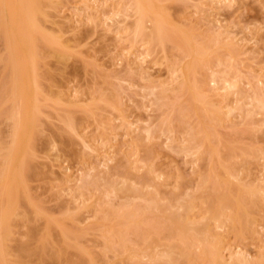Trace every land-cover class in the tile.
<instances>
[{"label": "rangeland", "instance_id": "rangeland-1", "mask_svg": "<svg viewBox=\"0 0 264 264\" xmlns=\"http://www.w3.org/2000/svg\"><path fill=\"white\" fill-rule=\"evenodd\" d=\"M51 1L53 2L54 6L56 5V7L53 9L49 6L51 4ZM77 1H79V0H49L50 4L47 7L45 5H43V7L45 6V8H43V10L47 8V11L49 12V14H47L48 18H49L48 21H47V17H45L46 21L43 22V26L47 27V29H48V31H46V32L48 33L51 31L52 33L51 32L50 33L52 34V36H54V34L56 32L57 33L60 32L59 34L62 35V37H63V38L62 37L61 38L66 40L67 45L69 44V51L70 52L68 51V53L70 55L72 54L71 56L68 55L70 57H68V58L66 57L65 58L66 60L63 59V61H62V59L60 57L59 58L61 60H58L59 59V58H57L58 55H56V57H55L56 53H54V55H53V50H55L54 49L55 46H52L53 50H50L51 45L50 46L46 45L43 48L41 47L44 54L39 49L40 50L39 52L42 53V55H43V56H41V54H40V57L42 58V59H40L41 66L39 65L41 67L40 71H39V73L41 75L40 76V83H41V88L45 92H47L46 94L49 93L48 94L49 100H46V99L41 97V100H44V101L46 100L45 102L47 104L46 103L44 104L43 102H42L43 104L41 103L42 104V107H41L42 114L40 115L41 117L39 119H40V128L42 129V133L40 132L41 137L40 136L38 137L39 133L36 137L37 139L35 142H37V143L35 144V150L37 151L38 155L35 157H38V158L33 162L34 164H36L35 163L36 161L38 163V167H37V165H35V168L37 167V168L42 169L41 173L38 174V176L41 177L42 174H43V176L41 178H39V177L37 178V176H36V178L40 179V180H37L36 178L32 179V182H30L32 184V186H30V187L32 188L33 192L32 191H30V192L32 193V197H34L33 196V194H34L36 196L34 198L35 199L38 198L37 199L38 202L42 203V205L39 203L40 204L39 206L41 208L43 207L46 210V212H48V213H46L42 208V210L45 214H48V215L51 214V216L56 215L53 217H58V215H59L58 218H63V216H65V218H66V216L68 215L67 212H70V214L71 213L73 214V212L75 210L77 211V209H75L77 207L74 208L76 202L78 201V200H76L77 196H78V199H80L79 201H81L82 198H83L82 200L88 199V200H85L86 202H88L90 200V202L87 203L88 208H86V207L84 208L87 211H84V210H82L81 212L75 211L76 215H78L77 217H79V218H76L75 219L76 221L74 220L73 225L71 224L72 220H70V219L69 220L66 219V220L70 221L71 223L66 222L65 219H64L65 221H63V222L67 223L66 224L67 227L71 228L72 230H79L82 227H83V229H85L84 227H86V232L85 231H83V232H85L86 236H87L85 239L87 241V245H89V247L91 246L93 249L94 248L97 249L98 250L97 253H99L101 246H102L101 241L102 242L104 241V239H103L104 237L101 238L102 237L101 233L103 232L102 230L106 229L103 226V224L106 227L107 226L112 227V226H110L111 222L113 223L115 220L113 218L114 216L111 217L112 215H110L112 213L111 210L115 209L113 212H115V211L118 212L119 209L121 210V206H120L121 204H122L123 208H125L124 210L128 209L129 207L127 205L128 204L131 205V203L133 201L134 202L132 204H136L135 201H137V205H140V207H141L142 204L144 203L143 194H145V192H147V191L154 190L155 188L157 190L159 189L158 193L161 192L162 196L166 200H170V198H169L170 196L173 199H174V197L177 198V196H178L177 199L181 200V201L183 200L182 199L183 196H185V198H186L188 195H191V194H192V197H191L192 199H194V197H196V196L197 197L195 200H199L198 198L203 199L204 197H206V194L209 193L207 190L210 191V189H215L214 188V185L216 183L214 181L215 178H214V176H211L212 173H210L211 172L210 170H212V167L214 170H215V168L217 169V166L219 165V163H221V161H223L222 163H224V157L222 158V157H220V155L218 153L212 152L214 150L213 148H216L215 149L216 151L222 150L223 155L228 154L227 153L228 151L233 150L237 147L241 148L239 156H236V155H238L237 152L239 151V149H238V151H237V149H235L236 155L234 154V150L231 151L232 154L236 157V163L234 161L235 157H233V158L231 156L226 157L227 155H225V157L227 159V164L229 163L228 160L230 158H232L233 159L232 161L235 164L232 162H230V163L234 167H236V165H237L238 170L241 169L240 171H238L236 168L232 167L235 169V170H233L235 175H236V173L237 174L238 173H240V174L245 173L246 174V176L243 174L245 177L243 175H242L243 177H241V176H240L241 178L239 177L240 179L245 178L244 182L247 179H250L251 182H252V180L255 179L253 181V184L251 182H249V184L251 183V185H255V184H257L258 181H260L264 177L262 175L264 173V167H262L264 165V108H263L264 106L256 104L258 101H260L259 99H262L261 103L264 100V0H215L214 1L215 4L211 3L213 0H163L164 2H161V5L163 4V7L164 6L166 7L167 10L164 9L165 7L163 9L165 11H167L166 13H167L168 18L172 24L176 25L181 30H184V28H185L186 30L189 29V31L190 30L193 31V32H188V35L190 33L194 34L193 35L194 38H192V40L195 39L194 41H196L197 40L196 38H198V39L200 38L199 40L196 41V43H198V41H200L198 44L202 43V44H200L201 46L204 44V45H207L206 48H209V49L212 48V50L215 52V55H216V53H218V55H217L218 57L216 56L217 58L222 56L220 59L216 60V58L213 57L214 55H212V54H214L213 51L210 50V52H207V54L209 53L210 56L207 55L208 56L206 58L207 61L205 60V62L209 63L212 60V58H209V57H213V59H214V60H212L213 62H211V64H209L208 66L202 65L204 68H201V69H199L200 67L198 66L199 70L197 69L196 71H194L197 82L204 83V81H205V83H206V84L204 83V86L202 84L203 87L199 83V85L202 87V88L200 87L201 91H202V89L204 91L208 90L204 93L206 96L208 95L207 97H204V98H206V100H207V98L211 99V100H209V99L208 100L211 101L210 103L212 105H213V102L214 103L216 102L215 104L217 106H218V104L219 105L221 104L222 107L220 109H223L224 111H226V112L223 111V113H225V114L228 112L227 110L230 111L231 108L233 109L230 112L231 115L228 114V115H230V117H228V115H227L228 118L225 117L226 120L222 119V115H221V119H222V121H221V119H219V117H220V115H219V117H217V118L220 121L217 119L215 120L216 122L219 121L218 123H216L215 121L210 122L211 121L210 119H209L210 121H208V123H209L208 125H207V122H205L206 126H207L206 129L209 128V130H211V131L208 130L209 136H207V134H204L205 131L202 130L203 128L199 129L203 125V124L201 125L200 123H203V122H200V120H199L200 116L198 115L197 111L194 110L195 104L198 101L195 102L196 100L194 101V98L190 99L192 97V96H190V94L192 95V93H190V91H191L190 85H192V84L189 85L190 81L187 80L188 78H185L184 73H181L183 71L185 72V70L187 71V69L184 68L185 67L184 61H186V63H188L187 60L189 61V58H192V57H188V56H186V53H183L182 55H184V56L182 59L181 53L184 51H182V49L180 47H178L177 45L176 46L178 48H180L181 50L177 49V47L173 46L172 44H171L172 46L169 45L168 43L164 44V46H165L164 49H163L162 43H161L162 47L160 44L156 43L158 45H156V46L151 45V47H150L151 49L149 50V47H148V46H150L149 43H152V42H149V40L147 39V36H148V34H150V31L151 32L153 31V30H151V29H153L152 28L153 25H152V22L150 21L152 19L148 18L146 20V23H144V25H146V26H144V25L143 26L145 28L147 27L146 30L142 28L144 30L142 32L143 35H145L146 31L147 32L149 31L147 33V36H144V38H142V37L140 38L139 37L140 35H136V37H135V34H137L138 31L139 32L142 31L141 27H143V26H139L138 28H136L137 27L136 25L139 22V21L137 22L139 15H138V17L136 16V14H135L136 9H134V4L131 7L130 3H132V2L130 0H107L108 5H107L106 0H105L104 1L105 4H100V6L103 5L102 7L104 8V9H102V7H101L102 11L104 13L106 11L105 21H103V18H101L102 19L101 21L107 23V24L105 23V25H104V23L101 25V23H100L101 21L98 20L97 16H96V18H94L95 13H97V12L99 13L98 10L100 8H97V10L95 8L94 9L95 12L92 8L93 11L91 13H94L93 15H91V13L89 12L90 9H89V11L87 9V12L90 13L89 15H87L88 13L84 12L86 9L84 10L82 8V6H83L82 5L83 2H81L82 0L79 1V2H81V3H78L79 5L77 4ZM95 1H97V0H95ZM95 1H94V3H97V5L99 3H101L100 2L101 0H98L99 3L95 2ZM120 1L122 2V5H120L121 4ZM134 2H135V0H134ZM92 3H93V0H92ZM102 3H103V0H102ZM123 3H125V4H123ZM209 3L213 6L214 5L215 6L214 7L208 6V5H210ZM117 4H119L118 7H117ZM95 5L96 4H94V6ZM79 6H81V7H79ZM119 7L121 9L123 8L122 13L115 14L116 12H121V10L118 11ZM79 8H81V9H79ZM77 9H79L80 11L83 9L84 11L79 12V10H77ZM101 9H100V11H101ZM133 10H135V11H133ZM76 12H79V13H77V16H76ZM45 13H47V12H45ZM98 13L96 15H98ZM101 13L99 15H101ZM79 14L80 15L83 14V15L80 16ZM137 14H138V12H137ZM84 15L86 18L83 17ZM90 16H93V17H90ZM84 18L89 19L90 21L85 20ZM92 18L97 19V21L92 20ZM94 21L96 23L99 21V25H96ZM93 22H94V24H93ZM40 23L42 24V20L40 21ZM174 25H172L173 28H174ZM184 25H186V26H184ZM177 29L175 28L174 31L176 34H178V37H179L181 35V32L179 34ZM180 29H178V30H180ZM186 30H184L183 32L185 33ZM134 31H135V34L133 33ZM194 31H195V33H194ZM173 33H171V34L173 36H175V33L174 34ZM198 34H200V35H198ZM56 36L57 35H55V37ZM118 37L122 38V43H121V38L119 41L122 46L120 45L119 42L116 43L118 41L116 39H119ZM148 37H150V35ZM132 39L135 40V43H134L135 46L133 45L134 40H132ZM151 41H152V39H151ZM155 41H156V39H155ZM203 41H205V43ZM2 42H3V40L0 39V56H2L1 53L4 52V44ZM170 43H172V42H170ZM194 43H192V44H194ZM206 43H208V44H206ZM41 44L39 46H41ZM173 44H175V43H173ZM212 44H213V46L215 45L216 47L215 46L212 47ZM115 45L119 46V47L116 46V50H115ZM153 45H155V44H153ZM47 46L49 47V49H47L48 48ZM132 46L135 47V48L133 47L134 50L131 48ZM170 46L173 48H171ZM210 46H211V48H210ZM235 46H236V48H235ZM70 47H72V48L75 47V50H74V48L71 49ZM119 48L121 49V51L123 50V52H121L119 50ZM146 48H148V49H146ZM213 48H216V49H213ZM173 49H174V51H173ZM113 50H115V51H113ZM131 50H133V51L131 52ZM147 50H149V53L147 52ZM178 50L180 52L181 51L182 52L180 53ZM216 50L218 52H216ZM76 51H77V53L75 55H73ZM176 51L178 53H176ZM187 51H188V48H187ZM187 51L185 50V52H187ZM206 51H209V50L206 49ZM230 51H232V53ZM115 52L118 53V56H116L117 58L114 57V60H112V58H113L112 56L115 55ZM133 52H135V53L133 54ZM172 52H174V53H172ZM119 53H121V54H119ZM111 54H113L111 56L112 58H110ZM135 55L136 56L138 55L139 57L138 56L137 57L139 59H137V61H136V59H134L135 60V63H134L133 58L135 57ZM175 55L176 56L181 55L180 57L179 56L177 57V59L179 58L178 59L179 63L176 62L177 59H176ZM172 56H174V57L172 58ZM189 56H192V54H190ZM184 57H185V59H184ZM171 59H173V60H171ZM92 60L96 63H94ZM180 60L182 62L181 64H180ZM218 60H219V62H218ZM131 61H132V63H131ZM87 62H89V63L87 64ZM90 62L94 65L97 64L96 68L98 71L97 70L95 71V67H93L94 65L93 66L89 65ZM205 62H203V63H205ZM227 62H229L230 65H228ZM2 63H0V83L4 82L3 80L5 79L4 78L2 80V76L4 75V69H2L4 63L3 64ZM171 63H173L175 65H173ZM179 64H180L182 69L179 68L180 70L178 71ZM169 65L171 66V68ZM231 65H233V66H231ZM175 66H177V67L175 68ZM173 68H174L175 72L177 71L176 74H175V72L172 71ZM47 71L49 73H52V76H48L49 74L46 75ZM2 72H3V74H2ZM45 72H46V74H45ZM170 72L172 73V75L174 73V75L172 76ZM181 74H182V76L183 75L184 76L182 77V79L180 78L181 79L180 83L183 80H185L184 83H182L184 85L182 87L183 88L185 86H186V88L188 87L187 89L188 90L190 89L189 91H187L186 88H184L185 90L182 88L183 91L181 90L180 87L178 88V86H181V84L179 83V81H178V83L176 81L179 79L178 76ZM176 75H178V76L176 77ZM192 75L193 74H190V76H192ZM205 76H207V77H205ZM173 78H175V80L176 79L177 80L175 81V80H173ZM183 78H185V79H183ZM191 78H194V77L192 76ZM202 78H206V80L203 79L201 81H198ZM226 79H227V81H226ZM191 81L195 82L196 80L191 79ZM185 82L189 86L185 85ZM161 83H163V84L161 85ZM178 84H180V85H178ZM193 84H196V83H193ZM229 84L230 85L236 84V86L234 85L235 87L234 86L231 87L232 86L231 85L230 87H228L229 90H227L226 89L227 87H225V86H229ZM1 85H3V83ZM95 85H96V87H98V88H96V90L94 87ZM163 85L165 87H163ZM193 86H195V85H193ZM0 88H1V86H0ZM69 89H71L72 93H75V94L69 93L68 95H70V94L72 96L75 95V97L77 98L76 95L81 94L80 97L78 95V98L82 97L80 99V100H83L82 102H84V100H85V102L83 104H85L86 102L90 103L91 98H92V101H93V99H95L97 104H98L97 100L101 96L100 95L101 93L104 95L107 94L108 96L111 95L110 96V98H111L112 95H115V92H116V94H118V96L115 95L112 98H114L113 101H116L115 100L116 96H117V98H119V99H117V98L116 99L119 100L118 102H120L119 105H121V109H120V106H118V105H117L118 110L115 108L111 109L113 107L109 108V106L105 102L104 103L107 105V107L104 109L103 107H105L106 105H103V103H100V105H98V106H99V110L102 112L99 113V116L97 115L99 110H97L98 112L96 111L97 112L96 115L98 117L97 116L87 117V121H86V123H84L85 121H83V120H86V118L83 119L84 115H82V110H81L82 108H79V105L73 106V104H69L71 99H73V98L70 99V96L68 98L64 97L65 96L64 94L67 95ZM102 89H104V90H102ZM163 89H165L164 93H163ZM88 90L92 91V93H89L90 96L87 94ZM216 90H217V92L215 93ZM79 91H81V92H79ZM98 91L100 93H98ZM103 91H105V92L103 93ZM184 91H186V93H184ZM60 92H66V93H63V94L61 93V95H60ZM160 92L163 94V96H165V97H163V99L160 98V97H162V96H160L161 95ZM82 93H83V96H82ZM84 93H86V94H84ZM94 93H96L95 97L97 96L96 97L97 99L93 97L94 95H92V94H94ZM218 93H221V95L220 94H219L220 96L217 95ZM188 94H189L190 98H189ZM223 94H225V95L223 96ZM62 95H64V96H62ZM98 95H100V96H98ZM59 96H62V100H65V102L64 101H57L58 99L60 100ZM87 97L90 99L87 100L88 99ZM187 97L189 98V100ZM54 98L55 99L57 98L56 102L54 101L55 100ZM63 98H65V99H63ZM66 99H70V101L67 100L68 101L67 102ZM75 99H73V100H75ZM237 99H239V100H237ZM111 101H112V99H111ZM99 102H103V101H99ZM189 102H190V104H189ZM217 102H219V103H217ZM66 103L69 105H67ZM113 103H115V102H113ZM191 103H193L194 105L193 104L191 105ZM101 104L103 105V107H101ZM116 104H118V103H116ZM237 104H239V105H237ZM70 105H71V107L73 106L72 109H75L76 114H75V112H74V114L76 115V118L79 119V121H81L80 119L83 116L82 121L84 123L83 125H85V127L83 126V128H84L83 130H84V133H86L85 136H87L89 140L91 139V141H90L91 145L92 144L98 145L101 142V140L103 139L102 137L99 138L98 136H101V135L103 136L104 133H105V135H107V137H105V138L107 139L109 137L108 139L110 140L109 141L107 139V141L110 142L109 145H108V142L105 140V138L102 140V142L104 141V143L107 142V144L105 143L107 145V147H104L105 145H103V149H106V151H107V149L109 150L110 157L112 156L111 159L108 156V158L110 160L107 159L108 161L107 160L104 161L105 160L104 158H106L107 156L104 158H103V156H99L101 158L99 161V158H97L98 155L95 152L92 155L90 153V150L87 148L86 151L87 152L89 151V158L93 156L92 157L93 159H90V161L91 160H94V161H91V162H93V164L89 161L87 162L88 165L87 164L86 165L89 167L82 164L85 168L87 167L86 168V170L88 169L87 172H90V174H92V177L90 175L91 178H93L95 180H96V178L97 179L99 178L98 184H100V187H96V186H98V184L95 185V187H96L95 190L97 188H99L97 190H101V191H98V193H97V190H96L97 195H95V192H93V191H95L94 189H92V195H89V194H91V192L89 193V190H91L90 184H92L91 181H93V179H91V181H88V179L90 177L87 176V173L85 172V168L83 166L81 167L82 169H80L81 161L79 160V158L75 154V151L77 152V150L78 151L83 150V148H82L83 144L82 145L80 144L81 141L79 143H78V141H76L78 144L76 145V142H72L73 144L71 146V143L67 138V135L65 134V132H63V129H64L63 126L64 125L62 124L63 121H61L60 117L62 118L64 111H66V108L69 109ZM93 105H95V104H93ZM189 105L191 107L194 106L193 109H191V107ZM236 105H237V108H236ZM76 106H77V108H75ZM81 106L82 105H80V107ZM90 106L92 107L91 104H90ZM238 106H239V108H238ZM257 106L259 108H263V109H259ZM187 107H189V109L193 110L194 112L196 111L195 113H197L196 115H198V116H196L194 114V112L190 111ZM219 107H217V108H219ZM233 107H235V109ZM184 109H185V111H187L186 112L187 116H186ZM70 110H68L69 111L68 113L70 114V112H71V114H72L73 111L72 110L70 111ZM181 110H183V111H181ZM182 112H184V113H182ZM101 113H102V115H101ZM221 113H219V114H221ZM65 114L67 115L66 112H65ZM122 114L124 115V117L126 116L127 119L124 117H121L120 115H122ZM180 114H182V115L185 114L184 115L185 118L183 116H180ZM190 115H192V116H190ZM77 116H79V117H77ZM100 116H101V119L102 118L105 119V120L102 119L103 122H106L107 117H109L110 120L112 118V121H110L109 118L107 119L108 121L106 123H108V124H106V125L100 120V123L102 122L103 124L102 123L101 124L104 125L106 129L96 122L97 119L99 121ZM224 116H226V115L223 114V117ZM63 117H64V115H63ZM197 117H198V119H197ZM2 118L3 117L0 118V130L2 128L1 133L3 132L2 133L3 136L2 135L1 136L4 138V136L6 137V134L8 133L9 126H6L7 124H3L4 118L3 119ZM121 118H123L124 121H122L123 119H121ZM178 118L179 119L181 118V119L179 120ZM125 119L129 122L131 121L132 123L131 122L127 123L125 121ZM62 120H63V118H62ZM1 122H2V124H1ZM123 122L126 123V126ZM109 123L113 124V127H116L115 130L117 129L118 132L115 130H114V132H115V134L116 133L118 134V135L116 134L117 136H115L113 131H112L113 133L110 131L111 130L110 126H112V125L109 126ZM127 124H128V126H131V127L129 128L127 126ZM210 124H212V125H210ZM99 125H100V127H99ZM198 125H199V127H198ZM204 126H205V124H204ZM204 126H202V127H204ZM98 127L102 128V130L100 129V131H99ZM103 128L106 131L103 130ZM108 129H110V130L108 131ZM196 129H197L198 134H200V136H198V134L194 133V132H196ZM128 130H130V131L127 132ZM102 131H103V133H101V135H100V132H102ZM106 132L107 133L110 132L112 134V136L110 133H108L110 135L109 136ZM190 132L191 133L193 132V134H191ZM206 132H207V130H206ZM149 133H150V135H148ZM60 134H62V136ZM194 134H196V135H194ZM65 135H66V137H65ZM151 135H152V137H151ZM193 135H194V137H193ZM204 135L207 136L208 140H206L204 138L205 137ZM210 135H213V136H211L213 138V139H211L212 142L210 141L212 143L211 144L212 146L209 143ZM147 137L152 138V140H150V138H149V140L151 142L147 141V142H149L148 143L149 148L147 147V145H145V143H147L146 139L148 140ZM201 137H203V138H201ZM215 138H216V140H215ZM4 139H6V138H4ZM132 139L133 140L135 139V144L132 141ZM142 139L145 140L144 143L142 141V143L145 145V147L143 145V148L140 149V147H142V146H140ZM217 139L218 140L222 139V141L225 144L230 143L233 146L230 144H228V145L226 144V148L229 147L228 150L226 151L224 143L221 142V140L217 141ZM136 140H138V142H136ZM205 140L207 143L206 146L207 145L209 146L208 149L206 146H204L205 144H203V143H205ZM50 142H51V144L52 143L54 144L53 147L50 145ZM219 142L223 143V145L221 144L223 147L222 149H217L220 146ZM138 143H140V144H138ZM101 144H103V143H100V145ZM214 144L218 145V147L215 146ZM234 144H235V148H233V149L230 148V147H234ZM94 145H93V147H94ZM100 145H99V147H100ZM133 145H135V146L137 145L136 148H135V146L133 147L134 150H133V148H131ZM213 145H214V147H213ZM251 146L253 147L252 148L253 152L251 151ZM71 148H73V149H71ZM182 148H185L184 149L185 151L188 148L189 151L187 150L188 152H182V150H183ZM256 148L258 150V154L260 153L259 150L262 149V151L260 150L261 152H263V153H260L262 155L257 154V152L255 150ZM132 150H133L134 154L131 153ZM241 150H242V152H243V150L245 152H248V153L250 152L249 154H251V155H252V153L254 154L256 152L255 155L259 156V159H258L255 155L254 156L256 158L253 155L252 156L250 155V160H248L249 162H251V163H248V164H250V166H248L249 167L248 171H250L249 175L247 174L248 171L247 172L243 171L247 168V165L245 164V162L246 163L248 162L247 159L249 157H245L247 155V153H246V155H244V153H243L244 158H242L243 156L241 155V153H242ZM197 151H198V154L202 155V156L196 155ZM199 151H201L200 153H203V154H200ZM210 151H211V153H210ZM136 152L139 154L137 155ZM105 153H107L106 155H108V152H105ZM213 153H215V155ZM135 154H136V156H135ZM212 154L214 155L213 157L211 156ZM217 154L219 155L220 159H218V156H216ZM232 154L229 152V155H232ZM58 155L61 157L60 158L61 160L65 159V162L62 161L64 163H62L60 161V163H62L61 166H63V169L66 167L65 172L68 171L67 170L68 167H69V171L72 173V175L75 172V175L71 176L73 178L75 177V179H74L75 181H73V178H72V181H70L71 183L72 182H76V184L78 183L77 185L75 183L74 184L72 183L74 186V188H73L74 191H73V189L71 190V187H69V184H71V183H69V182H68L69 184L67 182H65V183H67V186L70 188L69 192H71V191H73L74 193H76V191L78 192L76 194L77 195L76 197H72L73 195L71 196V194L73 192H71V194L69 196V192L67 191L68 188L66 186H64L65 185L64 182L60 183L61 180L64 181V179H62L63 178L62 173L64 171L62 172L63 169L61 166L60 167L57 166L59 164L58 163L59 161H56V158ZM94 155L97 157L94 158ZM59 156H58V160H59ZM102 158L104 160H102ZM213 158H216V160L214 159V161H216L215 162L216 165H214V163H213ZM134 159L137 160L138 163L135 162V164H137V165L134 164ZM242 159H244L245 162L242 161ZM77 160H79L80 162H78ZM101 160H102V162H101ZM218 160L219 161L221 160V161L219 162ZM130 161H131V163H130ZM89 164H92L94 168H92V166ZM212 164H213V166H212ZM52 165H55V166H52ZM129 165L133 166V167L130 166L132 169H130L128 167ZM245 165H246V167H245ZM134 166H136V167H134ZM214 166H216V167L214 168ZM149 167L151 169H149ZM242 167H244V168H242ZM51 168L56 172V173L55 172L54 173L56 174V176H58V177H56L57 179H55L54 175L50 174V171L52 170ZM134 168H136V169H134ZM125 169H127V171ZM39 170L37 169V172H40ZM43 170L45 171V173H43L44 172ZM128 170H130V171H128ZM148 171H150V173H154V174L152 175ZM212 172H213V170H212ZM60 174H61V176H60ZM178 174H180V175H178ZM207 174H208L209 178L207 177ZM213 174H215V173L213 172ZM240 174H238L237 177ZM51 175L53 176V178ZM201 175L203 176V178L201 177ZM76 176H77V178H76ZM109 176H111V177H109ZM60 177H62L61 180L58 179ZM83 177H84V179H83ZM85 177L87 178V181H86ZM132 177H133V179H132ZM153 177H156V179L157 178L158 179L155 180V179H153ZM179 177L181 180L179 179ZM257 177H259V178L256 179ZM211 178H214V179H211ZM106 179H107V181H106ZM125 179L127 180L128 183H129V181H130V183L135 182L134 183L135 186L139 185L140 187H142V189H140V190H142L141 192H144L143 189L144 190L146 189L145 184L147 187H150V186L151 187L147 188L143 194L141 192H139L140 195H139V193L137 195H134L135 191L134 192L132 190L130 191L128 189V187H126L127 190L126 189L125 190L129 191L131 196L128 194V192H127V196H123V195H125L126 192L124 190H121V189H124L125 182H124V185L121 182H123V180H125ZM205 179L208 180V182L210 179L213 180L212 184H214V185H212V184H211L212 186L210 185V182H211V180H210V182H209L210 186H208V183L205 181ZM54 180H56V182H58V183L54 182ZM111 180H113V181H111ZM115 180L117 181V183H113ZM200 180L202 183L200 182ZM110 181H111V184L113 186L115 184L116 188L118 186L117 189H120L119 185L122 184L123 188L120 189L121 191L120 190L118 191L117 189H116L117 191L114 190V192L115 191L117 192L116 195H115V193L113 194V189H115V188L112 185H110ZM144 181H146V183L143 185ZM203 181H205L206 182L205 184H207L206 188H205V184H203L204 183ZM261 181H264V180L262 179ZM261 181L258 184H262L261 187H263L264 182L261 183ZM80 182H81V184H80ZM85 182H87L88 184L85 185L84 184ZM178 182H181L180 183V184H182V185H180L181 188L180 187L178 188V186H179ZM213 182H215V183H213ZM246 182H248V181H246ZM106 183H109V185L112 188ZM140 183H142V184H140ZM198 183H200V184H198ZM83 184L85 187L82 188ZM154 184H156L157 186L155 187ZM79 185H81V186H79ZM88 185L90 188L87 187V190H86V186H88ZM106 185H108V186H106ZM128 185L129 184H127V186ZM141 185H143V186H141ZM197 185H202L201 186L202 188L201 189L197 188V187H199ZM75 186H76V188H75ZM79 187H81V188H79ZM93 187H94V185H93ZM175 187H177L178 189H176ZM258 187H260V185H258ZM62 188H63V190H61ZM65 188H67V189H65ZM109 188L112 191H109L110 190ZM194 188L196 190H194ZM56 189H58V191ZM78 189H80V190H78ZM55 190H56V193H55ZM59 190H60V192L62 191L61 194H63V195H61L59 193ZM85 190H86V194H84V195L86 196L88 194L90 197H87L88 195L86 196L87 198L85 196L84 197L82 196L80 191H83L82 193H85L84 192ZM191 190L194 192H192ZM122 191H124V192H122ZM174 191H176L174 193L176 196L173 194L174 195V197H173V195L171 193ZM184 191H187V192H185V195H183ZM201 191L203 193H205V191H206V194H204V197H202L203 195L201 197H199L200 194L202 193ZM120 192H122V193L120 194ZM195 192H196V196L193 197ZM212 192H213V190L210 191V193H212ZM164 193H165V195H164ZM188 193H190V194H188ZM57 194L58 195L60 194L61 196L59 195V198H58ZM80 194H81V198L79 196ZM101 194L103 196L104 195L105 196L103 197ZM198 194H199V196H198ZM106 195L109 198H107ZM120 195L123 196L124 198L121 197ZM98 196L103 197V198L102 197L100 198L101 201H99ZM133 196H138V198L137 197L133 198ZM69 197H72L71 199L76 198V199H74V201L75 200L76 201L73 203V200H71ZM128 197H129V199H128ZM188 197L184 200L187 201V199H190V196H188ZM207 198H209V197H206V199ZM126 199H127V201H124ZM32 200H33V198H32ZM96 200H98V202ZM102 200H104V201H102ZM70 201H71L72 205H71V203H69ZM91 201H93V203H95V205L93 204L94 206H96V202H97L96 208L91 206V204H92ZM142 201H143V203H141ZM78 202L76 204L77 206L79 205ZM99 202H101V203H99ZM109 202L110 203L112 202V203L110 204ZM196 202H198L199 206H200V203H201V206L203 205V207L204 206L206 207V205H207V204L205 205L206 202L202 204V202H204V199H203V201L199 200V201H195V203ZM82 203H83V201H82ZM98 203L101 204L100 210H98V208H99ZM26 205H27L28 209L33 210V208H29L31 205L29 207H28L29 204H26ZM26 205L25 206L23 205L22 207H23V209L25 208L24 210L27 211ZM111 205H112V208H111ZM117 205H119V206H117ZM198 205L196 206L197 208H195V209H197L198 213H199V211L201 209L198 208ZM71 206L74 209L69 208ZM89 206H91L92 209L89 208ZM106 206H107V208H109V209L106 208V210H108L109 212H107L106 210H103V208ZM201 206H200V208H201ZM132 207L133 206L131 205L130 208L133 210H136L139 208L138 206H134L135 208L134 207L132 208ZM123 208H122V210H123ZM64 209H66V211ZM89 211H91V213H88ZM100 211L101 212L103 211L101 215L98 213ZM104 211H106V212H104ZM138 211H139V209H138ZM142 211L143 210H141V208H140L139 212L143 213ZM194 211H195V214H197L196 210H194ZM31 212L33 214H30ZM83 212H86L87 214L92 215L91 216L92 219H90V217L87 216V214H84ZM203 212H202V214H203ZM27 213H28V216H31V215L33 216L35 212L28 210ZM65 213H66V215H65ZM79 213L82 216H80ZM96 213H98L99 215L96 216ZM103 213L105 214V216L110 215V216H106V218H107L106 221L109 222V223L108 222H106V223H108V224H106L105 220L103 219V217H104ZM107 213H110V214H107ZM150 213H149V215L147 214L148 216L145 214L144 218H143L144 213L142 214V216L140 215L142 218L140 216L139 217H140L141 221L144 219L143 222H146V219H148L149 222H147V223H149V227L151 229H149L147 227L148 226L147 223H146V225H147L146 226L145 223L141 222L142 226L139 227V225H141L140 223L138 225L139 232H138V229L135 228V227H137L136 225L134 227H132V228H135L133 232H132V230H133L132 228L129 229V230H131L130 233L127 230L128 236L130 238L129 242H131V244H133V246L135 244V246L141 247V245H142L141 242H143V241L141 240L142 238L139 239L140 238L139 236L142 237L141 234L143 232H144L143 234H146V235H153V234L156 235L155 230H152V229L156 228V225L152 227V226H150V223H152L151 221H154V223L158 224L159 222H156V221H160V220L157 219L156 214H155L156 217L154 216L155 218L153 220L152 216L154 214L151 213V216H150ZM262 213H264V212H262ZM202 214L200 213V215H202ZM36 215H38V214H36ZM36 215H34L33 218L34 217L36 218ZM40 215H38L37 217H39ZM60 215H62V216L60 217ZM94 216H96V218L98 217L99 219L98 218L95 219ZM101 216H103V217H101ZM81 217H82V219H81ZM87 217H88V219H86ZM145 217H146V219H145ZM263 217H264V215H263ZM263 217H261L262 222H260L261 220L259 221L260 224L264 223ZM40 218L42 219L43 216ZM40 218L37 220H40ZM44 219H42L41 221H38V222L36 221V219L33 220L34 222L31 223L29 229H31L33 227L34 231L38 232L39 230H41L38 228L40 226L42 227V225H43L42 221ZM79 219H80V221H79ZM100 219L102 221H104V223L100 224V226H98L99 223H96V220L98 222H101ZM155 219H157V220H155ZM161 220L163 221L162 217H161ZM78 221L80 224L78 223ZM82 221L84 222V225H82L83 224ZM162 221H160V222H162ZM35 222H37V224ZM88 223H91L90 225L93 224V227L89 228ZM20 224H21V222L19 223V226H20ZM27 224L28 223H22L21 226L25 228V226H23V225H27ZM40 224H42V225H40ZM44 224H45V222H44ZM70 224L72 226H74L76 224V226L72 227ZM86 224H88V225H86ZM94 224H96L97 227ZM162 224H163V222H162ZM37 225H40V226L37 228ZM80 225H82L81 228H80ZM115 225H113V227H116ZM144 225L146 228H148V231L150 230V232H151V230H152V233L146 232L147 229L144 230L145 229ZM19 226L17 225L15 227H19ZM101 226L103 229L101 228ZM99 227L102 230H100ZM142 227H144L142 229L144 231H141ZM24 228H17V229L14 228L16 230V232L14 234L15 235L14 238L17 241L12 239L13 241L11 243L9 242L11 244V246L9 244L8 247L12 248L11 254L13 253V255H11V257L15 258L18 255L19 251H17V250H19V249H17V248H18L19 243L21 244V242H22L21 241L18 243V239L19 240L25 239L24 241H27V239H28L27 236L29 235L28 242L25 243L23 241V243H25L26 245H28L32 249L35 248V247L33 248V246L37 245L36 244L37 242H35V244H34V242H32L34 245H32V243L29 242V241H36L35 240L36 237L31 235V232L26 233L25 231H26L27 227L25 229ZM225 228H227V227H225ZM88 229L89 230L92 229V231L94 233H91V231L87 232ZM97 229H99V232L95 231ZM259 229L261 230V232L259 230V233H260L259 236L263 240V243H264V228L260 227ZM108 231H109L108 235H112V232H110L111 230L110 229L107 230L106 233ZM140 231H141V233H140ZM220 231L223 232V229ZM225 232H226V229L224 231V234H225ZM227 232H226V235H227ZM53 234H54V236L57 235V238L61 237L58 234V232L55 230H54ZM125 234H126V232H125ZM233 234L234 233H232V232H231V234H229L230 235L229 237L231 239H229V237H228V240H230V244L232 243V246H233V248H235V250L236 249L245 250V253L249 257H258L259 256V253H258L259 250L258 249H261V248H259L260 246H262L260 244L261 240L260 241L256 240L257 242L255 241L256 242V244H255V242H253L254 240L252 241L253 238H251L250 236H247L244 239V238H237L238 236L234 234L235 236H237L234 239ZM163 235L164 234H162V236ZM30 236L35 238V239L30 240L31 239ZM82 238H81L80 242L84 246H86L85 245L86 241L85 242L82 241ZM53 239H55V238L53 237ZM58 239H56V241ZM238 239H243V240H238ZM112 240L116 244L119 243L117 238L116 237L114 238L113 235H112ZM134 240H135V242H134ZM56 241H55V243H56ZM61 241H60V243L57 242V245H58V243L61 244L62 243ZM137 241H139V245H138V243H136ZM21 247H22V244H21ZM11 248H8V249H10L9 251H11ZM159 249H161V246ZM97 250H94V251H97ZM20 252H21V250H20ZM15 253H16V256H15ZM111 253L112 252L107 253V256L109 255L108 257H110L109 259H111L113 257V254L110 255ZM225 253L228 254V251L226 250ZM67 254H69V255H67ZM77 254H78V251L75 250V248L72 251H71V249H68L66 255L70 259H68V258H64V259H67V260H74L75 259L76 261L74 260V262L77 264L78 262L82 261L81 256L79 258L78 257L79 255H77ZM74 255H75V257H74ZM36 257L34 256V258H33V256H32L33 259H35ZM99 257L101 259L103 256L99 254ZM102 259L104 260V258H102ZM142 260L145 263L150 262L146 258H143ZM12 261H14V259Z\"/></svg>", "mask_w": 264, "mask_h": 264}, {"label": "bare ground", "instance_id": "bare-ground-1", "mask_svg": "<svg viewBox=\"0 0 264 264\" xmlns=\"http://www.w3.org/2000/svg\"><path fill=\"white\" fill-rule=\"evenodd\" d=\"M80 1V0H79ZM79 1H77V4L78 3H81V2H83V6H82V8L85 10H79V9H81V8H79V9H77V10H79V12H85V13H88L87 15H89L95 8H96V10H97V8H100L101 9V7L103 6H100V4H105L104 3V1L105 0H103V3H102V0L100 1L101 3H99L98 2V0L97 1H95V0H93V3H92V0H82L81 2H79ZM94 1L95 2H98L99 4L97 5V3H94ZM132 3H130L131 4V7L133 6V4H134V9H136V16L138 17V15H139V18H138V20H137V27L136 28H138L139 26H143L144 25V23H146V20L148 19V18H150V19H152V20H150L151 22H152V28L153 29H151V30H153L152 32L150 31V34H148V36L150 35V37H148L147 36V33L149 32H145V35H143L142 34V32L144 31L143 29H147V27L145 28L144 26H146V25H144L143 27H141V29H142V31L141 32H137V34H135V31L133 32L134 34H135V37H136V35H140L139 37L141 38H144V36H147V39L149 40V42H152V43H149L150 44V46H148L149 47V50L151 49L150 47H151V45L152 46H156V45H158V44H160L161 45V43H162V45H163V49H164V44H166V43H168L169 45H173V46H178V47H180L181 49H182V51H184V52H180L179 50V52L181 53V55L183 54V53H186V56H188V57H192V58H189V61L187 60V62L189 63H186V61H184L185 63V67L184 68H186L187 69V71L185 70V72L183 71V72H181V73H184V75H185V78H188L187 80L188 81H190L189 82V85L190 84H192V85H190V88H191V91H190V93H192V95L190 94V96H192L191 98H190V96H189V94H188V96H189V98L190 99H192V98H194V101L195 102H197L196 104H195V108H194V110H196L197 111V113H198V115L200 116V122H203V123H200L202 126H204V124H205V126L204 127H202L201 125V128H199V129H202V130H204L203 132H204V134H207V136H209L208 134V132L209 131H211V130H209V128H207L206 129V123L205 122H207V125L209 124L208 123V121H210V122H212V121H215L216 119L217 120H219V119H221V115H222V119H225V117H227V115L228 114H230L231 115V110H233L232 108L230 109V111L229 110H227L228 112L225 114V113H223V109H220L222 106H221V104L219 105L218 104V106L213 102V105L210 103L211 101H209V100H211V99H209V98H207V100H206V98H204V97H207L204 93L206 92V91H208V90H206V91H204L203 89H202V91H201V88L204 86V83H205V81H204V83H201V82H197V79H196V77H195V73H194V71H196L199 67V69H201V68H204L202 65H204V66H208L209 64H211V62H213L212 60H214L213 59V57H215L216 58V60L217 59H220L222 56H220L219 58H217L218 56V53H216V55H215V52L212 50V48H211V46H210V48L211 49H209V48H206V46L207 45H200V44H202V43H200V44H198L200 41H198V43H196V41L197 40H199L198 38H196L197 40L196 41H194V40H192V38H194V34L193 33H190L189 35H188V32H193V31H189V29H185L184 28V30H186V32L184 33L183 31L184 30H181L179 27H177L176 25H174V24H172L171 22H170V20H169V18H168V15H167V11H165L164 9H166V7L164 8L163 7V4L161 5V2H164L163 0H135V2H134V0L132 1V0H130ZM214 1L215 0H213L211 3H214ZM108 1L106 0V3H107ZM121 2V1H120ZM119 2V3H120ZM45 3V4H44ZM50 4V2H49V0H0V39H2L3 40V44H4V52H2L1 54H2V56H0V63H4V65H3V67H2V69H4V75L2 76V80L4 81V82H1L0 83V86H1V88H0V118L1 117H3L4 118V120H3V124H7L6 126H9V129H8V133L6 134V137L4 136V138H6V139H4L2 136H3V132L1 133V130H2V128H1V130H0V264H76L75 262H74V260H67V259H64V258H68L67 257V255H69V254H67L66 255V253H67V250L68 249H71V251L72 250H74V248H75V250H77L78 251V254L77 255H79L78 257L80 258V256H81V258H82V261H80V262H78L77 264H264V243H263V240L260 238V233H259V228L261 227H263L264 228V223L263 224H260V222H262V218L261 217H263V215H264V213H262V212H264L263 210V208H264V185H263V187H261L262 186V184H258V183H260V181L263 179L264 180V177L260 180V181H258L257 182V184H255V185H251V183L253 184V181L255 180H252V182H251V180L250 179H247L246 181H248V182H244V180H245V178L244 179H240L241 177H243L244 175L246 176V174L245 173H243L242 171V173L244 174H240V173H238V174H240L238 177H237V173H236V175H235V173L233 172V170H235L234 168H236L237 169V165H236V167H234L230 162H232V163H234L232 160V158L233 157H235L233 154H232V152L231 151H233L234 150V154L236 155V153H235V149H237V151H238V149H239V151L237 152L238 153V155H236V156H239V153H240V149L241 148H235V144H234V147H230V148H235V149H233V150H230V151H228L227 153L228 154H224L223 155V153H222V150H219V151H216L215 149L216 148H213L214 147V145H213V151L212 152H215V153H218L219 155H220V157H224V163H222L223 161H221V163H219L218 161V163H219V165L217 166V169L215 168L216 166H214V168H215V170L213 169V167H212V170H213V172L215 173V174H213V172H212V170H210L211 172L210 173H212V175L211 176H214V178H215V182H213V183H215V185L214 184H212V181L213 180H211V179H214V178H211L210 180H211V182H210V180H209V182H210V185L212 184V185H214V188L215 189H210V191H212L213 190V192L212 193H210V191L209 190H207L209 193H207L206 194V191H205V193H203L202 191V193L200 194V196H199V194H198V196L199 197H201L202 195V197H204V194H206V197H209V198H207L206 199V197H204L203 199H204V202H202V204L203 203H205V205H206V207L204 208L203 207V205L201 206V203H200V206H201V208H200V206L198 205V202H196L195 203V201H203V199H201V198H198L199 200H195L196 199V192H195V194L193 195V197L194 196H196V197H194V199H192L191 197H192V194L191 195H188V196H190V199H187V201L186 200H184V199H186L185 198V196H181L182 197V201L181 200H178L177 198H178V196H177V198L176 197H174V193L176 192V191H174V192H172L171 194L173 195V197H174V199L173 198H171V196L169 197L170 198V200H166L163 196H162V194H161V192L160 193H158L159 192V189L157 190L156 188L154 189V190H150V191H147V192H145V190L147 189V188H150V187H147L146 186V181H144L143 182V185L145 184V190L143 189V191L145 192V194H143L144 192H141L142 190H140V189H142V187H140L139 185H136L135 186V182H131L130 183V181H129V183L127 182V180L125 179V180H123V182H121V183H123V185H124V182H125V185H124V189H121V188H123L122 187V184L121 185H119V188L121 189V190H124L126 193H125V195H123V196H127V192H128V194L131 196V194L129 193V191H126L127 190V188L126 187H128V189L131 191H135V193H134V195H137L139 192H141L142 194H143V196H144V203H143V201L141 202V203H143L142 204V206L140 207V205H137V201H135V203L136 204H132L131 203V205L134 207V206H138L139 208V211H140V208H141V210H143L142 212L144 213H141V212H139L138 211V209H136V210H133V209H131L130 207H131V205H127L128 207V209H126V210H124L125 208H123V206H122V204L120 205L121 206V210L119 209V211L117 212V211H115V212H113L115 209H113V210H111L112 211V213L110 214V213H107V214H110V215H112L111 217H113L114 218V222L112 223L111 222V225L110 226H112V227H106L103 223H104V221H102L101 219V222H98L97 220H96V223H99V225L98 226H100V224H103V226L106 228V229H104V230H102L103 228H102V226H101V228L99 227V229L100 230H102L101 232V238H103L104 239V241L102 242L101 241V243H102V246H101V249H100V251H99V253H97L98 252V250L97 249H93L91 246L89 247V245H87V241L85 240L86 239V227H84L85 229H83V227H82V225H84V222L82 221V225H80V228L81 229H79V230H72L71 228H68L67 227V223H64L63 221H65L66 219H70V220H72V223L70 222V221H67L66 220V222H69V223H71L72 225H73V223H74V220L76 219V218H79V217H77L78 215H76V213H75V211L73 212V214L71 213L70 214V212H67L68 213V215L66 216V218H65V216H63V218H58L59 217V215H58V217H53V216H56V215H53V216H51V214L50 215H48V214H45L44 212H43V210L46 212V210L43 208V210H42V208L39 206L40 204L42 205V203L41 202H38V198H34V197H36L34 194H33V196L34 197H32V193L30 192V191H32V188L30 187V186H32V184L30 183V182H32V179L33 178H36V176H37V178L39 177L38 176V174H40L41 173V171H42V169H40V168H37L38 167V163H37V161L35 162L36 164H34L33 162L38 158V157H35V156H37L38 154H37V151L35 150V144L37 143V142H35L36 141V137H37V135H38V133H39V135H38V137L40 136V134L42 133V129L40 128V115L42 114V109H41V107H42V104L44 103H46L45 101L46 100H49V93L48 94H46L47 92H45L42 88H41V83H40V73H39V71H40V66H41V63H40V59H42L41 57H40V54H41V56H43L42 55V53H43V50H42V48L44 47V46H46V45H48V46H50L51 47V49L50 50H53V48H52V46H55L54 47V49L55 50H53V55H54V53H56L55 54V57H56V55H58L57 56V58H61L62 59V61H63V59L64 60H66L65 58L67 57H70L71 55L68 53V51H69V44L67 45L66 44V40L65 39H62L63 37H62V35H60L59 33L60 32H54L55 34H54V36H52V32L50 33V32H46V31H48V29H47V27H45V26H43V22H45L46 21V19H45V17H47V21H48V15L47 14H49V12L47 11V8L46 9H44L43 10V8H45V6L47 7L48 5ZM76 4V5H77ZM94 4H96L95 6H94ZM123 4H125V3H123ZM207 4V3H206ZM210 4V3H209ZM215 4V3H214ZM43 5H45L44 7H43ZM52 5V6H51ZM75 5V6H76ZM79 5V4H78ZM77 5V6H78ZM107 5H108V3H107ZM120 5H122V2H121V4ZM52 9L53 8H55L56 7V5L54 6L53 5V2L51 1V4L49 5ZM98 6V7H97ZM119 6V4H117V7ZM136 6V7H135ZM208 6H213V5H208ZM215 6V5H214ZM213 6V7H214ZM79 7H81V6H79ZM78 8V7H77ZM92 8H93V10H92ZM164 8V9H163ZM212 8V7H211ZM50 9V8H49ZM87 9H88V11H89V9H90V13L89 12H87ZM100 9L98 10L99 11V13H98V15L101 13V15H96L97 13H95V17L94 18H96V16H97V18H98V20L99 21H101L102 19L101 18H103V21H105V14H106V11H105V13L102 11V9H104L103 7H102V9H101V11H100ZM118 9V8H117ZM133 9V8H132ZM215 9V8H214ZM76 10V9H75ZM121 10V12H116L115 14H117V13H122V10H123V8L121 9L120 7H119V10L118 11H120ZM167 10V9H166ZM133 11H135V10H133ZM45 12H47V13H45ZM79 12H76V16H77V13H79ZM94 12H95V10H94ZM137 12H138V14H137ZM212 12V11H211ZM214 13V12H213ZM81 14V13H80ZM79 14V15H80ZM84 14V13H83ZM82 14V15H83ZM94 13H91V15H93ZM169 14V13H168ZM82 15H80V16H82ZM86 15V16H87ZM103 15V16H102ZM101 16V17H100ZM170 16V15H169ZM83 17H85V15L83 16ZM90 17H93V16H90ZM89 17V18H90ZM171 17V16H170ZM184 17V16H183ZM82 18V17H81ZM86 18V17H85ZM84 18V19H85ZM88 18V17H87ZM172 18V17H171ZM186 18V17H185ZM44 19V20H43ZM181 19V18H180ZM42 20V24L40 23V21ZM82 20V19H81ZM85 20H89V19H85ZM92 20H96L97 21V19H93L92 18ZM91 20V21H92ZM90 21V20H89ZM88 21V22H89ZM99 21L96 23L95 21V24L96 25H99ZM103 21H101L100 23H101V25L104 23V25H105V23L106 22H103ZM82 22V21H81ZM85 22V21H84ZM83 22V23H84ZM94 22H93V24H94ZM178 23V22H177ZM107 24V23H106ZM172 25H174V28H173V26ZM181 25V24H180ZM184 26H186V25H184ZM183 27V26H182ZM45 28V29H44ZM119 28V27H118ZM173 28V29H172ZM180 29V30H178L177 29V31L179 32V34H180V32H181V35L178 37V34H176L175 33V31H174V29ZM60 31V30H59ZM62 31V30H61ZM171 31V32H170ZM175 33V36H173L171 33ZM177 32V33H178ZM142 35H141V34ZM173 33V34H174ZM194 33H195V31H194ZM60 36H59V35ZM192 34V35H191ZM55 35H57L56 37H55ZM198 35H200V34H198ZM177 36V37H176ZM189 36V37H188ZM192 36V37H191ZM197 36V35H196ZM195 36V37H196ZM62 37V38H61ZM138 37V36H137ZM119 39H116V40H118L116 43H118L119 41H120V38L121 37H118ZM138 39V38H137ZM136 39V40H137ZM151 39H152V41H151ZM155 39H156V41H155ZM64 40V41H63ZM132 40H134V39H132ZM155 42H154V41ZM160 43H159V42ZM193 41V42H192ZM137 42V41H136ZM170 42H172V43H170ZM196 44H195V43ZM204 43H205V41H203ZM207 42V41H206ZM42 43V44H41ZM120 43V42H119ZM121 43H122V38H121ZM121 43H120V45H121ZM135 40H134V42H133V45L135 46ZM156 43H158V44H156ZM173 43H175V44H173ZM192 43H194V44H192ZM209 43V42H208ZM208 43H206V44H208ZM41 44V46H39ZM148 44V45H149ZM153 44H155V45H153ZM43 45V46H42ZM162 45H161V47H162ZM171 45V46H172ZM210 45V44H209ZM208 45V46H209ZM47 46V47H48ZM116 46L117 45H115V50H116ZM122 46V45H121ZM131 46V45H130ZM134 46H132L131 48L134 50ZM170 46V47H171ZM176 46V47H177ZM215 46V45H214ZM213 46V44H212V47H214ZM219 46V45H218ZM42 47V48H41ZM117 47H119V46H117ZM134 47V48H133ZM177 47V49H180V48H178ZM216 47V46H215ZM234 47V46H233ZM71 49H73L74 48V50H75V47H70ZM121 48V47H120ZM119 48V50L121 51V49ZM171 48H173V47H171ZM187 48H188V51H187ZM235 48H236V46H235ZM42 51V53H40L39 51L40 50ZM47 49H49V47L47 48ZM118 49V48H117ZM123 49V48H122ZM146 49H148V48H146ZM180 49V50H181ZM206 49L207 50H209V51H206ZM213 49H216V48H213ZM219 49V48H218ZM57 50V51H56ZM115 50H113V51H115ZM118 50V51H119ZM133 50H131V52L133 51ZM149 50H147V52L149 53ZM185 50L187 51V52H185ZM210 50H212L213 51V53L214 54H212V55H214L213 57H209V58H212V60L208 63H206L205 62V60L207 61V55H209L210 56V54L208 53L207 54V52H210ZM229 50V49H228ZM166 51V50H165ZM173 51H174V49H173ZM70 52V51H69ZM121 52H123V50L121 51ZM136 52V51H135ZM135 52H133V54L135 53ZM189 52V53H188ZM205 52V53H204ZM216 52H218L217 50H216ZM231 53H232V51H230ZM74 53V52H73ZM77 53V51L73 54V55H75ZM117 52H115V55H113V54H111L110 55V58H112V60H114V57L115 58H117L116 56H118V53L116 54ZM137 53V52H136ZM172 53H174V52H172ZM176 53H178L177 51H176ZM44 54V53H43ZM119 54H121V53H119ZM190 54H192V56H189ZM206 54V55H205ZM68 55H70V56H68ZM113 55V56H112ZM139 55V54H138ZM137 55V56H138ZM173 55V54H172ZM181 55H178L179 57L181 56ZM211 55V56H212ZM233 55V54H232ZM112 56V57H111ZM131 56V55H130ZM136 55H135V57L133 58V60L134 59H136V61H137V59H139L138 57H137ZM178 56H176L175 55V57H176V59H177V57ZM183 56L184 55H182V59H183ZM185 56V57H186ZM217 56V57H216ZM142 57V56H141ZM174 56H172V58H173ZM185 57H184V59H185ZM234 57V56H233ZM232 57V58H233ZM58 59V60H61V59ZM180 58V59H181ZM208 58V59H209ZM179 59V58H178ZM176 60V62H178L179 60ZM181 59V60H182ZM204 59V60H203ZM116 60V59H115ZM132 60V59H131ZM171 60H173V59H171ZM175 60V59H174ZM181 60H180V64L182 63L181 62ZM203 60V61H202ZM210 60V59H209ZM208 60V61H209ZM93 61V60H92ZM170 61V60H169ZM202 61V62H201ZM222 61V60H221ZM224 61V60H223ZM230 61V60H229ZM42 62V61H41ZM94 62V61H93ZM175 62V63H176ZM201 62V63H200ZM203 62H205V63H203ZM218 62H219V60H218ZM2 63V64H3ZM89 62H87V64H88ZM94 63H96V62H94ZM131 63H132V61H131ZM134 63H135V60H134ZM133 63V64H134ZM141 63V62H140ZM167 63V62H166ZM169 63V62H168ZM179 63V62H178ZM177 63V64H178ZM203 63V64H202ZM228 63V65H230L229 64V62H227ZM226 63V64H227ZM171 64H173V63H171ZM180 64H179V67H178V71L180 70V69H182L181 68V66H180ZM40 65V66H39ZM89 65H94V64H92L91 62H90V64ZM97 64H95L93 67H95V71L97 70V66H96ZM173 65H175V64H173ZM172 65V66H173ZM227 65V66H228ZM134 66V65H133ZM138 66V65H137ZM170 66V65H169ZM188 66V67H187ZM199 66V67H198ZM231 66H233V65H231ZM142 67V66H141ZM177 66H175V68H176ZM137 68V67H136ZM168 68V67H167ZM170 68H171V66H170ZM180 68V69H179ZM196 68V69H195ZM198 69V70H199ZM170 70V69H169ZM176 70V69H175ZM3 71V70H2ZM98 71V70H97ZM168 71V70H167ZM171 71V70H170ZM173 72H175L174 71V68H173V70H172ZM171 71V72H172ZM51 72V71H50ZM101 72V71H100ZM142 72V71H141ZM140 72V73H141ZM170 72V73H171ZM177 72V71H176ZM176 72H175V74H176ZM193 72V73H192ZM199 72V71H198ZM99 73V72H98ZM102 73V72H101ZM180 73V72H179ZM2 74H3V72H2ZM45 74H46V72H45ZM49 74V75H48ZM100 74V73H99ZM190 74H193L192 76L194 77V78H191L192 76H190ZM198 74V73H197ZM46 75H48V76H52V73H49L48 71H47V74ZM145 75V74H144ZM171 75H172V73H171ZM173 75H174V73H173ZM172 75V76H173ZM183 75V76H184ZM141 76V75H140ZM178 75H176V77H177ZM180 76V77H179ZM178 76V78L180 79H182V74L181 75H179ZM190 76V77H189ZM205 77H207V76H205ZM185 78H183V79H185ZM175 80V78H173V80H175L177 83H178V81H179V83H180V81H181V79L180 80ZM190 79V80H189ZM191 79H195L196 81L195 82H192L191 81ZM206 80V78H202V79H200V80H198V81H201V80ZM225 80V79H224ZM184 81L185 80H183L180 84H181V86H178V88L180 87L181 88V90H182V86H184L182 83H184ZM226 81H227V79H226ZM225 81V82H226ZM192 82V83H191ZM203 82V81H202ZM3 83V85H1ZM193 83H196V84H193ZM199 83L201 84V86H202V84H203V86L201 87L200 85H199ZM163 83H161V85H162ZM165 84V83H164ZM180 84H178V85H180ZM206 84V83H205ZM185 85H188V84H186V82H185ZM188 85V86H189ZM193 85H195V86H193ZM232 85V86H231ZM229 84V86H225V87H227L226 89L227 90H229L228 89V87H233L234 85L236 86V84ZM234 86V87H235ZM95 87V90H96V88H98V87H96V85L94 86ZM163 87H165L164 85H163ZM201 87V88H200ZM103 88V87H102ZM184 88H186V86L184 87ZM183 88V89H184ZM188 88V87H187ZM186 88V89H187ZM224 88V87H223ZM90 89V88H89ZM94 89V88H93ZM106 89V88H105ZM102 90H104V89H102ZM162 90V89H161ZM185 90V89H184ZM190 90V89H189ZM188 89H187V91H189ZM78 91V90H77ZM90 90H88L87 91V94L90 96V94L89 93H92V91H90ZM94 91V90H93ZM115 91V90H114ZM117 91V90H116ZM164 91H165V89H163V93H164ZM183 91V90H182ZM181 91V92H182ZM74 92V91H73ZM79 92H81V91H79ZM97 92V91H96ZM105 91H103V93H104ZM107 92V91H106ZM217 92V90L215 91V93ZM238 92V91H237ZM61 93L63 94V93H66V92H60V95H61ZM69 93H71V94H75V93H72V91H71V89H69V91H68V93H67V95L66 94H64V95H62V96H64V97H69L70 96V99L71 98H73V99H75L76 97H75V95H68ZM77 93V92H76ZM98 93H100L99 91H98ZM118 93V92H117ZM161 93V92H160ZM184 93H186V91H184ZM208 93V92H207ZM239 93V92H238ZM84 94H86V93H84ZM95 94L96 93H94V94H92V95H94L93 97L94 98H96L95 97ZM154 94V93H153ZM221 95V93H218L217 95ZM78 95H79V97H80V95L81 94H77L76 96H77V98H78ZM91 95V96H92ZM101 95V96H100ZM100 95H98V96H100L99 97V99L97 100L98 101V104H97V102H96V100L95 99H93V101H92V98H91V101H90V103H85V104H83L84 102H85V100H84V102H82L83 100H80L81 98H76L75 100H73V99H71V101H70V99H66V101L68 100V101H70V103L69 104H73V106H75V105H79V108H82L81 110H82V115H84V117H83V119L84 118H86V120H83L82 119V117H81V121H79V119L78 118H76V112H75V109H72L73 108V106L71 107V105H70V107H69V109L68 108H66V111H64V113H63V115H64V117H63V115H62V118H63V120H62V118L60 117V119H61V121H63V132H65V134L67 135V138H68V140L70 141V143H71V146H72V142H76V141H78V143L80 142V144L82 145V148H83V150H77V152L75 151V154L77 155V157L79 158V160L81 161V166H80V169H82L81 167L83 166V165H88V161L89 162H91V161H94V160H91L90 161V159H93L92 157V155H93V153L95 152L97 155H98V157L97 156H95L94 155V158L95 157H97V158H99V161H100V157L99 156H103V158L104 157H106V158H102V160H104V161H106L107 159L108 160H110L111 158H112V156L110 157V154H109V150L107 149V151H106V149H103V145H105L104 147H107V139L109 138H105V137H107V135H105V133H104V137L101 135V133H103V131L102 132H100V135L101 136H98L99 138L100 137H102L103 139L105 138V140L107 141V142H105L104 143V141L102 142V140H101V142L100 143H103V144H101L100 145V143L97 145H94V144H92L91 145V139L89 140L88 139V137L87 136H85L86 135V133H84V128H83V126L85 127V125H83L84 123H86V121H87V117H90V116H99V113L100 112H102V111H100L99 110V106L98 105H100V103H103V105H108L109 106V108H111V107H113V108H111V109H117L118 108V106H120V109H121V105H119L120 104V102H118L119 100H117V99H119V98H117V96H118V94H116V92H115V95H117L116 96V98H115V100L117 101H113L114 100V98H112V97H114L115 95H112V97L110 98V96L111 95H104V94H100ZM204 95V96H203ZM219 95V96H220ZM225 94H223V96H224ZM52 96V95H51ZM62 96H59V98H60V100L58 99L57 100V98L54 100L55 102H56V100L57 101H64L65 102V100H62ZM82 96H83V93H82ZM160 96H162V97H160V98H162L163 99V97H165V96H163V94L161 93V95ZM213 96V95H212ZM41 97L42 98H44V99H46L45 101L44 100H41ZM58 97V96H57ZM222 97V96H221ZM53 98V97H52ZM85 98V97H84ZM83 98V99H84ZM88 98V97H87ZM86 98V99H87ZM158 98V97H157ZM188 98V97H187ZM189 98H188V100H189ZM225 98V97H224ZM63 99H65V98H63ZM90 98H88L87 100H89ZM97 99V98H96ZM111 99H112V101H111ZM240 99V98H239ZM239 99H237V100H239ZM259 99V98H258ZM52 100V99H51ZM260 101H258L256 104L257 105H263L264 106V100L262 101V103H261V100L262 99H259ZM67 101V102H68ZM99 101H103V102H99ZM43 102V103H42ZM53 102V101H52ZM89 102V101H88ZM106 104H105V103ZM113 102H115V103H113ZM192 102V101H191ZM42 103V104H41ZM60 103V102H59ZM95 104V105H93V104ZM116 103H118V104H116ZM193 103H191V105L193 104ZM217 103H219V102H217ZM47 104V103H46ZM63 104V103H62ZM67 104V103H66ZM69 104H67V105H69ZM90 104L92 105V107L90 106ZM189 104H190V102H189ZM193 104V105H194ZM216 106H215V105ZM80 105H82L81 107H80ZM97 105V106H96ZM103 105L101 104V107H103ZM107 105L105 106V107H103L104 109L107 107ZM118 105V106H117ZM237 105H239V104H237ZM237 105H236V108H237ZM95 106V107H94ZM190 106V105H189ZM220 106V107H219ZM262 106V107H263ZM100 107V108H101ZM191 107V106H190ZM194 107V106H193ZM193 107H191V109H193ZM217 107H219V108H217ZM242 107V106H241ZM258 107V106H257ZM75 108H77V106L75 107ZM188 109H189V107H187ZM234 109H235V107H233ZM238 108H239V106H238ZM259 108V107H258ZM264 108V107H263ZM263 108H259V109H263ZM72 110L73 111V113L71 114V112H70V114L68 113L69 111L68 110ZM119 109V110H120ZM186 109V108H185ZM185 109H184V111H185ZM191 109H189L190 111H193V110H191ZM219 109V110H218ZM70 110V111H71ZM80 110V109H79ZM97 110H99V112L97 111ZM103 110V109H102ZM118 110V109H117ZM123 110V109H122ZM188 110V111H189ZM221 110V111H220ZM252 110V109H251ZM77 111V110H76ZM98 112V114H97V112ZM124 111V110H123ZM181 111H183V110H181ZM195 111V112H196ZM253 111V110H252ZM65 112L67 113V115L65 114ZM74 112H75V114H74ZM187 111H185V113H186ZM194 112V111H193ZM194 112V114L196 115L197 113H195ZM224 115H226V116H224L223 117V114ZM224 112H226V111H224ZM84 113V114H83ZM123 113V112H122ZM181 113V112H180ZM182 113H184V112H182ZM219 113H221V114H219ZM250 113V112H249ZM97 114V115H96ZM101 115H102V113H101ZM123 115V114H122ZM122 115H120L121 117H124V115L122 116ZM185 115V114H184ZM184 115H182V114H180V116H183L184 117ZM198 115H196V116H198ZM219 115H220V117H219ZM230 115H228V117H230ZM251 115V114H250ZM97 116V117H98ZM186 116H187V113H186ZM190 116H192V115H190ZM189 116V117H190ZM77 117H79V116H77ZM178 117V116H177ZM182 117V118H183ZM217 117H219V119L217 118ZM227 117V118H228ZM2 118V119H3ZM106 118V117H105ZM109 117H107V119H108ZM124 118H126V116L124 117ZM172 118V117H171ZM185 118V117H184ZM208 118V119H207ZM96 119V118H95ZM102 119H104V118H102ZM101 119V116H100V119H99V121H98V119L96 120V122L98 123V124H100L101 126H103L104 128H105V126L104 125H102L103 123L106 125V124H108V123H106L108 120L106 119V122H103V120ZM121 119H123V118H121ZM127 119V118H126ZM125 119V121L128 123L129 121H127ZM179 119V118H178ZM181 119V118H180ZM179 119V120H180ZM197 119H198V117H197ZM210 119V120H209ZM222 119H221V121H222ZM85 121L84 123H83V121ZM100 120L103 122H101L100 123ZM105 120V119H104ZM109 120H110V118H109ZM226 120V119H225ZM110 121H112V118H111V120ZM122 121H124V119L122 120ZM168 121V120H167ZM220 121V120H219ZM218 121V122H219ZM131 122V121H130ZM129 122V123H130ZM199 122V121H198ZM216 122V121H215ZM218 122H216V123H218ZM111 123V122H110ZM109 123V126L110 125H112V126H108L110 129H108V131L110 130L111 132L113 131L114 132V130H115V128L116 127H113V124H110ZM124 123V122H123ZM122 123V124H123ZM132 123V122H131ZM1 124H2V122H1ZM125 124V126H126V123H124ZM123 124V125H124ZM100 125H99V127H100ZM132 125V124H131ZM210 125H212V124H210ZM209 125V126H210ZM214 125V124H213ZM127 126H128V124H127ZM208 126V127H209ZM98 127V128H99ZM129 128L131 127V126H128ZM198 127H199V125H198ZM103 128V130H105ZM114 128V129H113ZM128 128V129H129ZM100 129L102 130V128H99V131H100ZM195 130V129H194ZM206 130H207V132H206ZM209 130V131H208ZM106 131V130H105ZM115 131H117V129L115 130ZM130 130H128L127 132H129ZM199 131V130H198ZM41 132V133H40ZM112 132V133H113ZM118 132V131H117ZM62 133V132H61ZM107 133V132H106ZM108 133H110V132H108ZM107 133V134H108ZM191 133V132H190ZM194 133H196V134H198V132H197V129H196V132H194ZM201 133V132H200ZM111 134V133H110ZM114 134H115V132H114ZM117 134V133H116ZM115 134V136H117ZM132 134V133H131ZM191 134H193V132L191 133ZM196 134H194V135H196ZM211 134V133H210ZM213 134V133H212ZM2 135V136H1ZM61 136H62V134H60ZM66 135H65V137H66ZM109 135V134H108ZM148 135H150V133L148 134ZM194 135H193V137H194ZM110 136V135H109ZM111 136H112V134H111ZM191 136V135H190ZM198 136H200V134H198ZM205 136V135H204ZM207 136H205L204 138L206 139V140H208L207 139ZM211 136H213V135H210V138H209V143H210V145L212 144L211 142V139H213ZM216 136V135H215ZM41 137V136H40ZM151 137H152V135H151ZM192 137V136H191ZM197 137V136H196ZM219 137V136H218ZM217 137V138H218ZM148 138V140L146 139V142L147 141H149V142H151L150 140H152V138H150V137H147ZM149 138H150V140H149ZM198 138V137H197ZM200 138V137H199ZM201 138H203V137H201ZM220 138V137H219ZM218 138V139H219ZM136 139V138H135ZM135 139L133 140L132 139V141L134 142V144H135ZM217 139V141H220L221 140V142H223L222 141V139H220V140H218ZM109 140V139H108ZM206 140H205V143H203V144H205L204 146H206ZM215 140H216V138H215ZM38 141V140H37ZM110 141V140H109ZM142 141H143V143L145 142V140L144 139H142L141 140V144L140 143H138V144H140V146H142V147H140V149H142L143 148V143H142ZM211 141V142H210ZM132 142V143H133ZM136 142H138V140H136ZM149 142H147V143H145V145H147V147L149 148V145H148V143ZM77 142H76V145L78 144ZM224 143V142H223ZM223 143H220L219 142V144H220V146H219V148H217V149H222L223 147H222V145H223ZM75 144V143H74ZM79 144V145H80ZM110 144V142H108V145ZM137 144V143H136ZM222 144V145H221ZM227 144V143H226ZM226 144L224 143V146H225V148H226ZM228 144H230V143H228ZM227 144V145H228ZM50 145L53 147L54 146V144L52 143L51 144V142H50ZM75 145V146H76ZM93 145H94V147H93ZM99 145H100V147H99ZM145 145H144V147H145ZM230 145H232V144H230ZM50 146V147H51ZM84 146V147H83ZM135 145H133L131 148H133ZM212 146V145H211ZM210 146V147H211ZM215 146H217L218 147V145H215ZM233 146V145H232ZM51 147V148H52ZM137 147V145L135 146V148ZM187 147V146H186ZM207 147V149H208V145L206 146ZM228 147V146H227ZM74 148V147H73ZM73 148H71V149H73ZM89 149L90 150V153L92 154H90L92 157H90L89 158V151L87 152L86 151V149ZM147 148V149H148ZM229 148V147H228ZM228 148H226L225 150L227 151L228 150ZM253 147L251 146V151L253 150L252 149ZM183 150H182V152H188L189 151V149L187 148V150L185 151L184 149L185 148H182ZM210 149V150H211ZM249 149V148H248ZM259 149V148H258ZM133 150H134V148H133ZM133 150H132V152L131 153H133L134 154V152H133ZM137 150V149H136ZM256 150V152H257V154H258V150H257V148L255 149ZM254 150V151H255ZM261 151H262V149H260ZM259 150V152L260 153H263V152H261ZM36 151V152H35ZM131 151V150H130ZM221 151V152H220ZM225 151V152H226ZM81 152V153H80ZM105 152H108V155H106L107 153H105ZM139 152V151H138ZM201 151H199V153H200ZM220 152V153H219ZM229 152L233 155H229ZM241 152H242V150H241ZM253 152V151H252ZM255 152V153H256ZM74 153V152H73ZM80 153V154H79ZM153 153V152H152ZM210 153H211V151H210ZM215 153H213L214 155H215ZM243 153H244V155H246V153H247V155L250 153H248V152H245L244 150H243V152L241 153V155L243 156L242 158H244V155H243ZM255 153L253 154L252 153V155L254 156L255 155ZM259 153V154H260ZM136 154L138 155L139 153H137L136 152ZM136 154H135V156H136ZM200 154H203V153H200ZM211 155L212 157L214 156V155ZM216 155V156H218V159H220V157H219V155ZM223 156H222V155ZM258 154V155H259ZM74 155V154H73ZM75 155V156H76ZM150 155V154H149ZM196 155H199L198 154V151L196 152ZM225 155H227L226 157H232V158H228L229 160H228V162L230 163H228L227 164V159H226V157H225ZM245 156V157H249L248 159H247V161L248 160H250V155L251 154H249L248 156ZM251 155V156H252ZM260 155H262V154H260ZM59 156V155H58ZM58 156H57V158H56V161H59L58 163V167H60L61 165H62V163H64L65 162V159H60L61 157L59 156V160H58ZM108 156L110 157V159L108 158ZM199 156H202V155H199ZM205 156V155H204ZM256 156V155H255ZM254 156V157H255ZM258 159H259V156H256ZM255 157V158H256ZM261 157V156H260ZM77 158V159H78ZM96 158V159H97ZM147 158V157H146ZM202 158V157H201ZM221 158V159H222ZM89 159V160H88ZM214 159L216 160V158H213V163H214V165H216V161H214ZM79 160H77L78 162H80ZM102 160H101V162H102ZM107 160V161H108ZM226 160V161H225ZM60 161L62 162V161H64V162H62V163H60ZM141 161V160H140ZM235 163H236V157H235ZM242 161H244L245 162V160L244 159H242ZM135 162L136 163H138L137 162V160H135L134 159V164H135ZM154 162V161H153ZM226 162V163H225ZM92 164H93V162H91ZM96 163V162H95ZM107 163V162H106ZM130 163H131V161H130ZM133 163V162H132ZM217 163V164H218ZM234 163V164H235ZM248 163H251V162H245V164L247 165V168L245 169V170H243V171H248L249 169V167L248 166H250V164H248ZM80 164V163H79ZM83 164V165H82ZM92 164H89V165H91L92 166V168H94L93 167V165ZM133 164V165H134ZM35 165H37V169L40 171V172H37V169L35 168ZM86 165V166H87ZM135 165H137V164H135ZM246 165H245V167H246ZM40 166V165H39ZM52 166H55V165H52ZM56 166V167H57ZM97 166V165H96ZM130 166H132V165H129L128 167L130 168V169H132ZM212 166H213V164H212ZM62 167V169H63V166H61ZM68 167V166H67ZM84 167V166H83ZM87 167H89V166H87ZM86 167V168H87ZM133 167V166H132ZM134 167H136V166H134ZM145 167V166H144ZM148 167V166H147ZM151 167V166H150ZM149 167V169H151ZM232 167H234V168H232ZM262 167H264V165L262 166ZM66 168V167H65ZM65 168L62 170V172L64 171L65 172ZM72 168V167H71ZM85 168V167H84ZM83 168V169H84ZM86 168H85V172L87 173V176H89L90 177V175H91V177H92V174H90V172H87L88 171V169L86 170ZM242 168H244V167H242ZM52 169V168H51ZM91 169V168H90ZM134 169H136V168H134ZM133 169V170H134ZM153 169V168H152ZM60 170V169H59ZM68 171H66L65 173L63 172L62 174V176H63V178L62 177H60V178H58V179H60L61 180V178L62 179H64V181H60V183L62 182H64V186H66L67 188H65V189H67V191L69 192V190H70V188L69 187H71V190L74 188V186H73V184L75 183L76 184V182H70V181H72V178L73 177H71V176H74L75 175V172L73 173V175H72V173L69 171V167H68V169H67ZM126 171H127V169H125ZM238 170V169H237ZM241 170V169H240ZM240 170H238V171H240ZM44 171V170H43ZM52 171V172H51ZM50 171V174H52V175H54V177H55V179H57L56 177H58V176H56V172L52 169ZM61 171V170H60ZM90 171V170H89ZM128 171H130V170H128ZM157 171V170H156ZM55 172V173H54ZM58 172V171H57ZM70 172V173H69ZM77 172V171H76ZM84 172V171H83ZM82 172V173H83ZM149 173H150V171H148ZM249 172L250 171H248L247 172V174L249 175ZM43 173H45V171L43 172ZM69 173V174H68ZM148 173V174H149ZM105 174V173H104ZM150 174H154V173H150ZM149 174V175H150ZM209 174V173H208ZM208 174H207V177L209 178V176H208ZM51 175V176H52ZM84 175V174H83ZM111 175V174H110ZM159 175V174H158ZM178 175H180V174H178ZM204 175V174H203ZM206 175V174H205ZM210 175V174H209ZM235 175V176H234ZM243 175V176H242ZM263 176H264V173L262 174ZM42 176H43V174H42ZM41 176V177H42ZM60 176H61V174H60ZM65 176V177H64ZM131 176V175H130ZM142 176V175H141ZM155 176V175H154ZM161 176V175H160ZM182 176V175H181ZM241 176V177H240ZM244 176V177H245ZM41 177H39V178H41ZM88 177V178H89ZM89 178L88 179V181H91V179H93V178ZM109 177H111V176H109ZM151 177V176H150ZM157 177V176H156ZM156 177H153V179H155V180H157L156 179ZM201 177L203 178V176L201 175ZM200 177V178H201ZM240 177V178H239ZM36 178V179H37ZM52 178H53V176H52ZM51 178V179H52ZM76 178H77V176H76ZM81 178V177H80ZM96 178V177H95ZM104 178V177H103ZM118 178V177H117ZM116 178V179H117ZM201 178V179H202ZM259 177H257L256 179H258ZM75 179V177L73 178V181H75L74 180ZM83 179H84V177H83ZM85 179H86V181H87V178L85 177ZM99 179V178H98ZM98 179L96 178V180L95 179H93V181H91L92 182V184H90V187H91V190H89V193L91 192V194H89V195H92V189H94L95 190V188L96 187H100V184H98ZM102 179V178H101ZM111 179V178H110ZM109 179V180H110ZM121 179V178H120ZM132 179H133V177H132ZM145 179V178H144ZM179 179H180V177H179ZM217 179V180H216ZM235 181H234V180ZM37 180H40V179H37ZM81 180V179H80ZM118 180V179H117ZM130 180V179H129ZM152 180V179H151ZM181 180V179H180ZM204 180V179H203ZM250 180V181H249ZM58 181V180H57ZM96 181V182H95ZM106 181H107V179H106ZM111 181H113V180H111ZM111 181H110V185H112L111 184ZM161 181V180H160ZM179 181V180H178ZM205 181L208 183V186H210L209 185V182H208V180H206L205 179ZM205 181H203L204 183L203 184H205L206 182ZM54 182H56V180H54ZM53 182V183H54ZM65 182H69V183H71V184H69V187L67 186V183H65ZM94 182V183H93ZM100 182V181H99ZM137 182V181H136ZM141 182V181H140ZM148 182V181H147ZM183 182V181H182ZM189 182V181H188ZM200 182H201V180H200ZM249 182H251L250 184H249ZM262 182H264V181H261V183ZM56 183H58V182H56ZM113 183H117V181L115 180ZM133 183V184H132ZM181 182H178V184H179V186H178V188L180 187V185H182V184H180ZM184 183V182H183ZM202 183V182H201ZM78 184V183H77ZM76 184V185H77ZM80 184H81V182H80ZM85 185H87L88 183L87 182H85L84 183ZM84 184H83V186H82V188L83 187H85L84 186ZM98 184V186H96L95 187V185H97ZM106 184H108L109 185V183H106ZM127 184H129L128 186H127ZM131 184V185H130ZM140 184H142V183H140ZM177 184V185H178ZM198 184H200V183H198ZM202 184V185H203ZM63 185V184H62ZM93 185H94V187H93ZM108 185H106V186H108ZM109 185V186H110ZM143 185H141V186H143ZM160 185V184H159ZM158 185V186H159ZM163 185V184H162ZM202 185H197V186H199V187H197V188H199V189H201L202 187ZM206 185L207 184H205V188H206ZM211 185V186H212ZM258 185H260V187H258ZM60 186V185H59ZM79 186H81V185H79ZM113 186V185H112ZM154 186L156 187L157 185L156 184H154ZM153 186V187H154ZM188 186V185H187ZM57 187V186H56ZM61 187V186H60ZM78 187V186H77ZM87 187H89V185L88 186H86V190H87ZM89 187V188H90ZM103 187V186H102ZM111 187V186H110ZM115 189H113V194L115 193V195H116V191L118 190H120V189H117L118 188V186H117V188L115 187V184H114V186H113ZM53 188V187H52ZM75 188H76V186H75ZM79 188H81V187H79ZM112 188V187H111ZM158 188V187H157ZM160 188V187H159ZM176 189H178L177 187H175ZM181 188V187H180ZM204 188V187H203ZM59 189V188H58ZM58 189H56L57 191H58ZM85 189V188H84ZM97 189H99V188H97ZM96 189V190H97ZM101 189V188H100ZM107 189V188H106ZM110 189V188H109ZM117 189V190H116ZM126 189V190H125ZM187 189V188H186ZM56 190H55V193H56ZM61 190H63V188L61 189ZM76 190V189H75ZM78 190H80V189H78ZM83 190V189H82ZM86 190L84 191L85 193H82L83 191H80L81 192V194H82V196L84 197L85 195L84 194H86ZM96 190L95 191H93V192H95V195H97L96 194ZM103 190V189H102ZM114 190H116L115 192H114ZM120 190V191H121ZM161 190V189H160ZM181 190V189H180ZM183 190V189H182ZM193 190V189H192ZM191 190V191H192ZM194 190H196L195 188H194ZM65 191V190H64ZM73 191H74V189H73ZM73 191H71V192H73ZM98 191H101V190H97V193H98ZM109 191H112L111 189L109 190ZM124 191H122V192H124ZM199 191V190H198ZM215 191V192H214ZM33 192V191H32ZM62 192V191H61ZM61 192H60V190H59V193L61 194ZM71 192H69V196H70V194H71ZM105 192V191H104ZM107 192V191H106ZM122 192H120V194L122 193ZM185 192H187V191H184V193H183V195H185ZM192 192H194V191H192ZM191 192V193H192ZM31 193V194H30ZM74 193V192H73ZM71 194V196L72 197H76L77 195V191H76V193H74V194ZM111 193V192H110ZM59 194V195H60ZM81 194L79 195L80 196V198H81ZM100 194V193H99ZM119 194V193H118ZM188 194H190V193H188ZM55 195V194H54ZM58 195V194H57ZM56 195V196H57ZM59 195H58V198H59ZM61 195H63V194H61ZM60 195V196H61ZM88 195V194H87ZM86 195V196H87ZM87 196V197H90V196ZM102 195V194H101ZM110 195V194H109ZM139 195H140V193H139ZM138 195V196H139ZM160 195V196H159ZM164 195H165V193H164ZM85 196V197H86ZM103 196V195H102ZM102 196H98V199H99V201H101L100 200V198L102 197ZM105 196V195H104ZM103 196V197H104ZM121 196V195H120ZM123 196H121V197H123ZM129 196V197H130ZM138 196H133V198L134 197H137L138 198ZM163 198H162V197ZM176 196V195H175ZM72 197H69L70 199L72 198ZM86 197V198H87ZM95 197V196H94ZM102 197V198H103ZM106 197L107 198H109L107 195H106ZM129 197H128V199H129ZM167 197V196H166ZM32 198H33V200H32ZM124 198V197H123ZM127 198V197H126ZM189 198V197H188ZM74 199H76V198H73V199H71V200H73V203L76 201V200H80V199H78V196H77V199L74 201ZM83 199V198H82ZM81 199V201H77L78 203H79V205L77 206L76 204H77V202H76V204H75V206H74V208L75 207H77V208H75V209H77V211L78 212H81L82 210H84V211H87V210H85L84 208L86 207V208H88V206H87V203L88 202H90V200L88 201V202H86L85 200H88V199H85V200H82ZM165 199V200H164ZM180 199V198H179ZM37 200V201H36ZM93 200V199H92ZM105 200V199H104ZM104 200H102V201H104ZM107 200V199H106ZM69 201V200H68ZM82 201H83V203H82ZM97 202H98V200H96ZM95 201V202H96ZM111 201V200H110ZM124 201H127V199L126 200H124ZM37 202V203H36ZM92 202V204H91V206L92 207H94V208H96V206H97V202H96V206H94L95 205V203H93V201H91ZM108 202V201H107ZM139 202V201H138ZM25 203V204H24ZM40 203V204H39ZM69 203H71V201L69 202ZM86 203V204H85ZM99 203H101V202H99ZM98 203V205H99V208H98V210H100V205L101 204H99ZM110 203V202H109ZM112 203V202H111ZM110 203V204H111ZM122 203V202H121ZM26 204H29L28 205V207L29 208H33V210H31V209H28L27 208V205ZM38 204V205H37ZM94 204V205H93ZM120 204V203H119ZM140 204V203H139ZM25 206L26 205V208H27V211L26 210H24L23 209V207L22 206ZM71 205H72V203H71ZM74 205V204H73ZM198 205V208L199 209H201L200 211H199V213H198V210L197 209H195V208H197L196 206ZM91 206H89V208H91ZM117 206H119V205H117ZM40 207V208H39ZM114 207V206H113ZM132 207V208H133ZM204 209H203V208ZM69 208H73L72 206L71 207H69ZM68 208V209H69ZM73 208V209H74ZM102 208V207H101ZM106 208H107V206L106 207H104L103 208V210H106ZM111 208H112V205H111ZM122 208H123V210H122ZM135 208V207H134ZM92 209V208H91ZM107 209H109V208H107ZM117 209V210H118ZM28 210L29 211H34L35 213H34V215H36V214H38V215H40L39 217H37L38 215H36V221L38 222V221H41L42 219H44L43 221L45 222V224H44V222L42 221V224H40V225H42V227L40 226V225H37V228L38 229H41V230H39L38 232L37 231H34V228L32 227L31 229H29L30 228V225H31V223L32 222H34L33 220H35L34 218H33V216L31 217V216H28ZM65 211H66V209H64ZM90 210V209H89ZM95 210V209H94ZM97 210V209H96ZM102 210V209H101ZM183 210V211H182ZM194 210H196V213L197 214H195V211ZM204 212H203V211ZM76 211V212H77ZM93 211V210H92ZM107 212H109L108 210H106ZM106 211H104V212H106ZM110 211V212H111ZM182 211V212H181ZM63 212V211H62ZM103 212V211H102ZM102 212L100 211V212H98L100 215L102 214ZM153 213L152 215V219L154 220V218L157 216V219H159L160 221H162L161 220V217H162V219H163V224H162V222H160V221H156V222H159L158 224L160 225H158L157 223H154V221H151L152 223H150V226H155L156 225V228L155 229H152V230H155V232H156V235H146V234H141L142 235V237L141 236H139L140 238L139 239H141L143 242H141V247H137V246H135V244H134V246H133V244H131V242H129L130 241V238H129V236H128V232L130 233V231L131 230H129V229H131L132 227H134L135 225L137 226V227H135V228H137L138 229V225H139V223L141 224V222H143L144 221V219L141 221V219H140V217L142 216V214H143V218H144V215L146 214H148L149 215V213ZM202 212H203V214H202ZM46 213H48V212H46ZM84 214H87L86 212H83ZM88 213H91V211H89ZM94 213V212H93ZM98 213H96V216H98L99 214ZM115 213V214H114ZM141 213V214H140ZM151 213H150V216H151ZM200 213L202 214V215H200ZM262 213V214H261ZM30 214H33L32 212L30 213ZM155 214H156V216H155ZM65 215H66V213H65ZM79 215L80 216H82L80 213H79ZM110 215H106V216H110ZM141 215V216H140ZM147 215V216H148ZM262 215V216H261ZM43 216V218L41 219L40 217H42ZM62 215H60V217H61ZM84 216V215H83ZM87 216H89L90 217V219H92L91 218V216L92 215H89V214H87ZM96 216H94V218L95 219H97L96 218ZM105 218H104V217ZM103 216H101V217H103V219L105 220V223L106 222H108V221H106V216H105V214L103 213ZM140 216V217H139ZM155 216V217H154ZM100 217V218H101ZM40 218V220H37V219H39ZM142 218V217H141ZM149 218V217H148ZM264 218V217H263ZM63 219V220H62ZM65 219V220H64ZM81 219H82V217H81ZM86 219H88V217L86 218ZM99 219V218H98ZM145 219H146V217H145ZM157 219H155V220H157ZM20 220V221H19ZM99 220V221H100ZM113 220V219H112ZM261 220V221H260ZM76 221V220H75ZM79 221H80V219H79ZM79 221H78V223H79ZM87 221V220H86ZM260 221V222H259ZM21 222V224H20V226H19V223ZM37 222H35L36 224H37ZM116 222V223H115ZM147 222H149L148 221V219H146V222H143V223H145V225H146V223ZM263 222H264V219H263ZM22 223H28L27 225H23V226H25V228H26V233L27 232H31V235H33L34 237H36V239L35 238H33V237H31V239L30 240H36V241H29V242H34V244H35V242H37L36 244L37 245H35V246H33V248L34 249H32V248H30L28 245H26L25 243L26 242H28V239H29V235L27 236V241H24V240H19L18 238V243L19 242H21V244H22V247H21V244L19 243V245H18V248L17 249H19V250H17V251H19L18 252V257L16 256V253H15V258L14 257H11V255H13V253L11 254V252H12V248L11 247H8L9 246V244L13 241V240H15V238H14V234H15V232H16V230L15 229H17V228H24V227H22L21 225H22ZM68 223V224H69ZM76 223V222H75ZM93 223V222H92ZM109 223V222H108ZM108 223H106V224H108ZM70 224V225H71ZM80 224V223H79ZM78 224V225H79ZM89 225L91 224V223H88ZM88 224H86V225H88ZM116 224V225H115ZM19 226V227H15V226ZM71 225V226H72ZM85 225V226H86ZM88 225V227L90 228H92L93 227V224L92 225H90L89 226ZM96 227H97V225L96 224H94ZM113 225H115L116 227H113ZM145 225H144V227H145ZM148 225V226H147ZM147 227L149 228V229H151L150 227H149V223H147ZM261 225V226H260ZM74 226H76V224L74 225ZM74 226H72V227H74ZM127 226V227H126ZM131 226V227H130ZM142 226V224L141 225H139V227H141ZM129 227V228H128ZM144 227H142L141 228V231H144V230H146L147 229V231L146 232H149V233H152V230H151V232H150V230L148 231V228H146L145 227V229L144 230H142ZM225 227H227V228H225L226 229V232H227V235H226V232H225V234H224V231H225V229L224 228ZM15 228V229H14ZM24 228V229H25ZM111 230L110 232H112V235H113V237L115 238H117V240H118V244H116L113 240H112V235H108V233H109V231L106 233V231L107 230H109V229ZM114 230H113V229ZM135 228H132L133 230H132V232L134 231V229ZM158 228V229H157ZM229 228V229H228ZM29 229V230H28ZM33 229V230H32ZM96 229V228H95ZM99 229H97V230H95L96 232H99ZM157 229V230H156ZM222 230L223 229V232H221L220 230ZM228 229V230H227ZM28 230V231H27ZM54 230L55 231H57L58 232V234L61 236L59 239L57 238V235H55L54 236V234H53V232H54ZM127 230H128V232H127ZM18 231V230H17ZM83 231H85V232H83ZM90 232L91 231V233H94L93 231H92V229L91 230H87V232ZM141 231H140V233H141ZM232 233H234L235 235H237V236H235L234 234V236H233V238L235 239V237H237V238H244L245 239V237H247V236H250L251 238H253L252 239V241L253 242H255L256 240H261V242H260V244L262 245V246H260L259 248H261V249H258L259 250V256L258 257H249L246 253H245V250H242V249H236L235 250V248H233V246H232V243L230 244V240H228V237L230 236L229 234H231V232ZM125 232H126V234H125ZM131 232V233H132ZM137 232V231H136ZM138 232H139V229H138ZM137 232V233H138ZM145 232V233H146ZM260 232H261V230H260ZM161 233V234H160ZM139 234V233H138ZM148 234V233H147ZM162 234H164L163 236H162ZM140 235V234H139ZM145 235V236H144ZM161 235V236H160ZM53 237L55 238V239H53ZM84 239H83V238ZM98 237V236H97ZM23 238V237H22ZM81 238H82V241H86V246H84L80 241H81ZM13 239V240H12ZM56 239H58L57 241H56ZM102 239V240H103ZM129 239V240H128ZM229 239H231L230 237H229ZM56 241V243H55V241ZM62 240V241H61ZM238 240H243V239H238ZM15 241H17V240H15ZM23 241L25 242V243H23ZM54 241V242H53ZM60 241L62 242L61 244H59L60 243ZM133 241V240H132ZM229 241V242H228ZM258 241V242H259ZM10 242V243H9ZM57 242H59L58 243V245H57ZM134 242H135V240H134ZM257 242V241H256ZM256 242H255V244H256ZM133 243V242H132ZM136 243H138V245H139V241H137ZM245 243V242H244ZM251 243V242H250ZM263 243V244H262ZM33 243H32V245H34ZM56 244V245H55ZM252 244V243H251ZM254 244V243H253ZM259 244V245H260ZM98 245V244H97ZM118 245V246H117ZM144 245V246H143ZM10 246H11V244H10ZM37 246V247H36ZM94 246V245H93ZM96 246V245H95ZM104 246V247H103ZM160 246H161V249H159L160 248ZM20 247V248H19ZM89 247V248H88ZM98 247V246H97ZM8 248H11V251H9L10 249H8ZM93 250H92V249ZM103 248V249H102ZM99 249V248H98ZM20 250H21V252H20ZM94 250H97V251H94ZM228 251V254H226L225 253V251ZM16 252V251H15ZM26 252V253H25ZM109 252H112L110 255H112L113 254V257L111 258V259H109L110 257H108L107 256V253H109ZM23 253V254H22ZM75 254V253H74ZM99 254L100 255H102L103 257L102 258H104V260L102 259H100V257H99ZM10 255V256H9ZM25 255V256H24ZM29 257H28V256ZM66 255V256H65ZM32 256H33V258H34V256L37 258H35V259H33L32 258ZM146 256V257H145ZM28 257V258H27ZM74 257H75V255H74ZM73 257V258H74ZM99 257V258H98ZM78 258V259H79ZM143 258H146V259H148V261H150V262H143ZM14 259V261H12V260ZM16 259V260H15ZM68 259H70V258H68ZM101 260V261H100ZM76 261V260H75Z\"/></svg>", "mask_w": 264, "mask_h": 264}]
</instances>
